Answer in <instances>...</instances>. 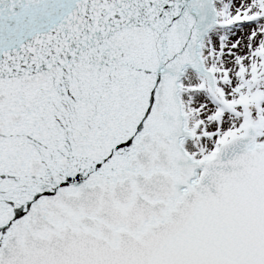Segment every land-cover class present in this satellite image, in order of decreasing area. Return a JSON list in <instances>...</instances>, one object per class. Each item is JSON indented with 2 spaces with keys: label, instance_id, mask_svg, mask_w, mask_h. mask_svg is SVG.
Returning <instances> with one entry per match:
<instances>
[{
  "label": "snow or ice",
  "instance_id": "snow-or-ice-1",
  "mask_svg": "<svg viewBox=\"0 0 264 264\" xmlns=\"http://www.w3.org/2000/svg\"><path fill=\"white\" fill-rule=\"evenodd\" d=\"M0 264H264V0H0Z\"/></svg>",
  "mask_w": 264,
  "mask_h": 264
}]
</instances>
